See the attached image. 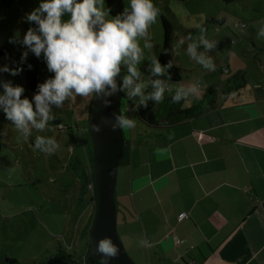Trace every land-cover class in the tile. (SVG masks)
<instances>
[{
    "label": "crops",
    "instance_id": "crops-1",
    "mask_svg": "<svg viewBox=\"0 0 264 264\" xmlns=\"http://www.w3.org/2000/svg\"><path fill=\"white\" fill-rule=\"evenodd\" d=\"M39 2L0 0V24L6 26L1 32L4 44L0 45V67L9 63L13 69L17 66L23 69L40 59L52 77L43 53L36 57L28 51L21 63V53L27 50L26 46L19 41L9 43L14 32L19 31L22 39L29 27H35L34 22H26L24 17L37 8ZM204 34L203 39L212 47L205 48L193 37L182 36L176 42L186 49L188 44L195 43L197 55H207L216 66L229 56L224 48L232 54L241 41L215 39L209 37L207 31ZM174 47L176 49V45ZM176 56L182 66L177 53ZM204 69L210 76L211 69ZM22 71L11 78L15 77L17 85L23 87V76L27 72ZM6 74L0 72V82L4 83L2 76ZM236 74L224 83L228 95L218 89L219 83L212 78V85H204L205 88H196L193 80L191 85L196 92H191L192 96H198V92L209 87L216 91L215 108L175 125L150 127L136 118L133 105L124 109L126 119L134 120L136 125L126 129V137L123 134L114 196L116 227L120 228L118 236L134 264H186L190 261L197 264H264V100L249 95L241 99L238 90L234 91L238 98L231 100L233 93L229 83L234 84ZM240 80L244 86L247 84L246 79ZM144 84L146 87L148 83ZM185 86L182 87L185 90L190 88ZM218 98L222 103L217 102ZM67 99L75 111L73 123L64 132L56 131L51 135L57 142V149L62 148V151L56 164L50 156L46 164L53 181L60 175V182H69L70 203H64L68 211L72 206L83 208L80 220L88 221L93 213L88 190L91 151L86 136L93 94L87 97L74 94L61 104L67 105ZM52 116L45 129L61 125L60 117ZM5 122L0 113L1 163L4 162L2 157L9 155L11 158L15 153L14 146L2 134ZM42 132L44 130H33L37 134ZM32 147L35 148L34 143ZM181 215L183 218L179 219Z\"/></svg>",
    "mask_w": 264,
    "mask_h": 264
},
{
    "label": "rangeland",
    "instance_id": "rangeland-1",
    "mask_svg": "<svg viewBox=\"0 0 264 264\" xmlns=\"http://www.w3.org/2000/svg\"><path fill=\"white\" fill-rule=\"evenodd\" d=\"M122 3L125 8L128 0H122ZM152 3L158 9L157 19L149 26L145 37H137L142 56L137 69H146V72L142 73L135 82L149 83L152 79L161 80L169 90L166 91L165 88L163 96H174L177 88L186 87L185 85L192 86L191 82L195 80L199 81L200 87L211 86L210 79L212 78L219 83L218 89L227 94L224 83L237 73L234 84L231 81L229 83V89L233 93L230 99L234 101L238 98L234 93L238 90L241 93L239 96L241 99L249 95L250 97L260 96L261 100H264V34H261V28L264 27V0H235L232 3H224L221 0H152ZM160 15L171 24L185 30L199 27L205 19L223 21L221 25L214 24L207 27L208 36H214L215 39L241 41L235 48V55L234 52L229 54L228 48H224L226 56H229L222 61V64L216 66L214 60H211L212 73L207 76V70H203L204 66L189 57L185 46L173 40V44L176 43V53L182 62V82L178 85L170 84L165 72L155 74L151 71V57L155 56L157 60L163 42ZM242 25L245 28H241ZM5 28L6 26L0 24V45L2 42L4 44L1 32ZM204 35V33L194 34L193 40H201ZM145 42L150 43L151 48H144ZM204 56L208 58L207 55ZM7 66L12 68L9 63ZM120 71L127 72V67L123 63L120 64ZM2 78L4 83L19 86L16 78H11L8 72ZM240 78L246 79L245 86ZM219 90L218 94L221 98ZM2 92L3 90L0 91ZM204 92L205 90L198 92V96L189 95V101H185L183 107L195 105L196 99L201 98ZM121 95H123L120 103L121 115L126 118L124 109L128 97L127 90L121 91ZM220 98L217 100L218 103H222ZM70 104V100L67 99V105L63 103L59 108L50 105L51 115L60 117L61 125L56 126L57 129L51 126L37 134L33 133V127H29L30 134L26 138L21 130L16 128L13 121L5 118L0 108V113L6 120L2 134L7 136L15 151L11 158L7 155L2 157L3 163L0 161V258L14 259L18 264H40L55 255L56 251H63L76 260L86 250L87 240L81 239V233H79L81 226L83 224L85 226L87 222V220H80L84 209L72 206L68 211L64 203L65 201L67 204L70 203L69 182L65 180L60 182V175L55 176L56 180L53 181L46 164L49 156L52 163L56 164L57 159H60L59 154L62 148L59 150L56 148L51 153L42 152L40 148H31L36 134L51 137L56 131H61L60 128L63 132L66 127L71 128L75 111ZM262 111L264 113V107ZM122 132L125 136L126 129H122ZM86 137L91 151L88 133ZM49 147L52 146L49 145ZM124 150H127V143H125ZM88 190L91 192L90 189ZM91 212L93 213V204ZM116 230L119 235L118 226Z\"/></svg>",
    "mask_w": 264,
    "mask_h": 264
},
{
    "label": "clouds",
    "instance_id": "clouds-1",
    "mask_svg": "<svg viewBox=\"0 0 264 264\" xmlns=\"http://www.w3.org/2000/svg\"><path fill=\"white\" fill-rule=\"evenodd\" d=\"M157 11L152 0H128L123 11L115 16H110L104 0H40L39 6L24 17L26 22H34L35 27H29L22 39L19 31L14 32L9 43L19 41L26 46L27 50L21 53V63L28 51L36 57L43 53L47 69L53 76L37 84V92L31 102L21 98L24 91L22 86L0 82L3 88L0 108L5 118L13 121L25 138L30 134L29 126L44 130L46 122L53 119L50 105L59 108L62 101L74 94L87 97L103 93V97H107L115 93L117 83L114 77L120 72L121 63L126 65L128 75L123 77L120 90H127L128 97L139 96L140 105H144L149 97L160 102L165 92L160 80L152 82L155 90L149 95L142 92L145 87L143 82H135L140 75L137 64L142 59L137 37L147 35V29L157 19ZM66 14L67 19H62ZM261 34H264V27L261 28ZM200 42L205 48L213 46L202 37ZM144 48H151V44L145 42ZM186 52L204 67L213 68L210 58H205L203 54L197 55L195 43L188 44ZM28 67L31 68V65ZM167 67H171V62L162 67L155 56L151 57L153 73H163ZM21 70L19 66L14 69L7 65L0 67V72L11 75ZM188 90L196 92L194 86ZM182 95L187 96V91L177 88L173 101L179 100ZM101 102L104 106L110 104L103 98ZM135 125L134 120L117 115L115 122L102 117L101 123L91 125L90 129L99 133L106 127L115 132L118 129H132ZM34 147L51 153L57 148V142L53 137L37 135ZM96 252L100 254L99 264H110L119 255L116 244L107 236L98 241Z\"/></svg>",
    "mask_w": 264,
    "mask_h": 264
},
{
    "label": "trees",
    "instance_id": "trees-1",
    "mask_svg": "<svg viewBox=\"0 0 264 264\" xmlns=\"http://www.w3.org/2000/svg\"><path fill=\"white\" fill-rule=\"evenodd\" d=\"M105 7L109 9L110 16H115L121 13L124 9L122 0H104ZM224 3H231L233 0H221ZM62 19H67V14L62 17ZM160 25L163 31V42L160 52L157 57V62L164 67L166 64L171 62V67L165 68V75L167 78L168 83L170 84H177L181 80V66L177 59L175 47L173 44V40L178 39L179 37L185 36L188 39H191L193 35L205 33L207 27L212 26L214 24L221 25L223 21H215L213 19L205 20L202 25L195 29L185 30L181 27H178L175 24H171L168 20L165 19L162 15L159 16ZM203 29V31H201ZM31 68H29L26 75L23 76V87L25 90L24 95H21V98H27L32 100L33 95L37 92V84L43 83L45 79L50 78L51 75L49 72L46 71L44 68L43 62L40 59H37L30 63ZM140 75L137 77L139 78L142 73L146 72V69H138ZM36 74V75H35ZM121 80L123 84V77L128 75L126 71H120ZM136 78V79H137ZM155 80L149 81L145 89L143 90V94L149 95L155 89L152 86V82ZM123 95H121V98ZM215 98H216V91L209 87L205 90L203 96L197 100V103L191 107L184 108L183 107V99L182 96L179 100L173 101V96H163L160 102H156L155 100L151 99L150 97L145 100L144 105L139 104L140 97L139 96H132L127 97V102L129 105L134 106V113L136 118L150 127H168L171 125H175L194 117L200 116L203 113L212 110L215 108ZM90 155V154H89ZM91 158V157H90ZM90 180L92 183V170H90ZM92 204L94 201V194L93 190L91 191V198ZM92 215L88 219L85 227L81 231V239L88 238V229L91 224ZM88 253V241L86 242V250L81 257L74 260L71 255L66 254L63 251H56L55 255L49 257L47 260L40 264L47 263H65V264H76L79 260L84 258ZM0 264H18L14 259H3L0 258ZM79 264H99L96 260L92 258H88L85 261Z\"/></svg>",
    "mask_w": 264,
    "mask_h": 264
},
{
    "label": "water",
    "instance_id": "water-1",
    "mask_svg": "<svg viewBox=\"0 0 264 264\" xmlns=\"http://www.w3.org/2000/svg\"><path fill=\"white\" fill-rule=\"evenodd\" d=\"M117 83V91L107 97L103 93L93 94L91 114L87 125V132L91 143V170L93 185V214L88 229V253L76 264L92 258L99 263L100 254L96 252V246L100 239L110 237L116 244L119 255L110 264H134L126 253L116 230V205H115V184L117 170L123 151V132H115L103 127L101 132L94 133L90 126L100 124L101 118H107L115 122L116 116L121 115V86L120 72L114 77ZM107 88V86H106ZM101 98L110 101L104 106Z\"/></svg>",
    "mask_w": 264,
    "mask_h": 264
},
{
    "label": "built area",
    "instance_id": "built-area-1",
    "mask_svg": "<svg viewBox=\"0 0 264 264\" xmlns=\"http://www.w3.org/2000/svg\"><path fill=\"white\" fill-rule=\"evenodd\" d=\"M241 28H245V26L242 25ZM28 69H29L28 67H25V68H23V71H27ZM160 81H161V80H160ZM161 82H162V85H164V86L166 87V84H164L163 81H161ZM194 84H195L196 88H200V86H199V81H198V80H195V83H194ZM166 88H167V87H166ZM166 90H168V89H166ZM189 95H191V91H187V96L182 95V99H183V101H187L188 98H189ZM129 106H131V105H129V103L127 102V98H126V108H125V109H128ZM60 130H62V129L60 128ZM88 188H89L91 191L93 190V185H92V183L89 184ZM181 218H183V215H181V216L179 217V219H181ZM186 264H197V263L194 262V261H190V262H187Z\"/></svg>",
    "mask_w": 264,
    "mask_h": 264
},
{
    "label": "flooded vegetation",
    "instance_id": "flooded-vegetation-1",
    "mask_svg": "<svg viewBox=\"0 0 264 264\" xmlns=\"http://www.w3.org/2000/svg\"><path fill=\"white\" fill-rule=\"evenodd\" d=\"M46 264H65V263H58V262H55V263H47Z\"/></svg>",
    "mask_w": 264,
    "mask_h": 264
}]
</instances>
